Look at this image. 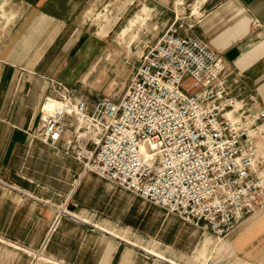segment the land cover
Here are the masks:
<instances>
[{
  "label": "crops",
  "instance_id": "0c3cea01",
  "mask_svg": "<svg viewBox=\"0 0 264 264\" xmlns=\"http://www.w3.org/2000/svg\"><path fill=\"white\" fill-rule=\"evenodd\" d=\"M108 1L0 0V264H264V206L203 239L33 136L51 78L77 74L115 23L131 48L148 23L159 38L178 18L193 25L182 33L226 61L231 94L264 110V0H110L113 19Z\"/></svg>",
  "mask_w": 264,
  "mask_h": 264
},
{
  "label": "built area",
  "instance_id": "2783aa9c",
  "mask_svg": "<svg viewBox=\"0 0 264 264\" xmlns=\"http://www.w3.org/2000/svg\"><path fill=\"white\" fill-rule=\"evenodd\" d=\"M192 27L170 24L118 100L90 105L53 82L33 136L221 240L264 206V110L231 94L226 61ZM187 76L198 90L182 89Z\"/></svg>",
  "mask_w": 264,
  "mask_h": 264
},
{
  "label": "rangeland",
  "instance_id": "374dc122",
  "mask_svg": "<svg viewBox=\"0 0 264 264\" xmlns=\"http://www.w3.org/2000/svg\"><path fill=\"white\" fill-rule=\"evenodd\" d=\"M108 3H110V0L106 5H108ZM107 8L109 10L108 14L111 19H113V16L118 13V8L112 3L111 5H108ZM139 8L141 7L138 6L137 10ZM127 10L128 8L125 11ZM99 24L102 25L104 23ZM87 26L96 30L99 25L95 23L87 24ZM153 26L154 24L148 23L144 29L141 30L142 34L134 41L131 48L127 46V40L130 39L131 34L126 37L125 42L118 44L115 40L119 37L118 27L117 23L113 24L111 26L112 32L110 37L103 40L101 43L103 48L100 46L99 50H95L96 54L92 55L84 63L83 66H85V68L83 71H81L83 66L77 74L62 70V76L60 79L51 78V87L53 82L56 81L62 82L68 86L71 85L78 93L84 94L85 96L89 95L90 105L94 104V102L100 97H111L116 100L120 99L127 92L143 55L147 50V46L150 45L149 42L153 44L156 40H159L161 33L158 34V36L156 34V29H154ZM107 53H109V55H107ZM106 57L108 58L104 62H100L101 59ZM62 58L65 60L66 57L62 56ZM69 58L70 63H73L74 60L76 61V57H73L72 55L69 56ZM98 62H100V64L93 72H90V68L95 67ZM74 75H77V77ZM199 88L200 84L195 82L194 79L189 76H187L182 83V89L189 93L194 92ZM206 236H209V234L203 235V239ZM213 238L216 239L215 237Z\"/></svg>",
  "mask_w": 264,
  "mask_h": 264
}]
</instances>
